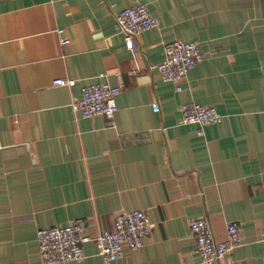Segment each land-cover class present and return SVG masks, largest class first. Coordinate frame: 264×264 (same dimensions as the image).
Wrapping results in <instances>:
<instances>
[{
  "label": "crops",
  "instance_id": "0c3cea01",
  "mask_svg": "<svg viewBox=\"0 0 264 264\" xmlns=\"http://www.w3.org/2000/svg\"><path fill=\"white\" fill-rule=\"evenodd\" d=\"M136 3L158 23L129 48L114 18ZM177 38L202 52L178 84L153 68ZM99 80L122 86L113 116L75 113ZM185 102L223 119L185 122ZM132 209L150 236L109 264H203L196 216L216 240L241 227L244 243L214 264H264V0H0V264H42L38 227L83 217L112 230ZM84 250L50 264H105L95 243Z\"/></svg>",
  "mask_w": 264,
  "mask_h": 264
},
{
  "label": "built area",
  "instance_id": "2783aa9c",
  "mask_svg": "<svg viewBox=\"0 0 264 264\" xmlns=\"http://www.w3.org/2000/svg\"><path fill=\"white\" fill-rule=\"evenodd\" d=\"M158 23L145 3H136L123 7L114 18V26L124 34L126 44L132 47V35L148 30ZM61 31V30H59ZM68 42L62 38L61 43ZM202 59V52L195 41L177 38L163 46V59L153 68L163 81L178 84L186 72ZM102 75V74H101ZM73 80L58 77L55 85H71ZM121 84L107 81H91L83 85L80 96L71 102V108L82 117L103 114L112 117L117 109L116 96ZM177 89H180L177 86ZM155 111L157 102L152 103ZM182 120L188 123L207 124L219 122L223 115L215 108L197 102H185L180 106ZM200 131V130H199ZM152 223L145 209H132L119 212L114 219L112 230L91 232L88 222L83 217H75L63 225H50L36 229L39 259L42 264L79 260L85 256L84 245L93 242L97 253L105 264L119 258L126 250L136 249L150 236ZM189 229L195 241V249L203 264H214L226 253L232 252L244 243L242 230L238 222L226 224V238L216 240L209 220L204 216L191 218ZM264 255V236L260 238Z\"/></svg>",
  "mask_w": 264,
  "mask_h": 264
}]
</instances>
